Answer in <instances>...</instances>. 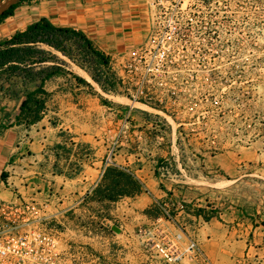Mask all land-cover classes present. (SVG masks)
I'll list each match as a JSON object with an SVG mask.
<instances>
[{
	"label": "crops",
	"instance_id": "0c3cea01",
	"mask_svg": "<svg viewBox=\"0 0 264 264\" xmlns=\"http://www.w3.org/2000/svg\"><path fill=\"white\" fill-rule=\"evenodd\" d=\"M151 2L152 0H53V17L51 13L43 12L28 21L27 26L46 16L58 26H70L83 31L99 49L114 59L146 40L151 24ZM38 13L35 10L32 16ZM85 71L75 65L72 73L66 72L47 81L45 87L49 96L46 112L41 120L29 128L15 121L23 97L5 101L3 109L10 113L11 124L0 128L2 194L11 196L17 192L39 200L51 196L53 211L59 216L63 207L60 205L75 206L85 200L101 180L107 165L114 163L132 171L145 186V191L140 195L111 202L113 212L121 218L122 229L125 227V231L131 232L143 219L153 223L156 218L148 216L145 209L155 202L167 201L174 204L183 201L188 207L206 206L210 199L209 193L199 187H192L187 180L194 178L196 174L200 178L205 171L213 172L218 166L228 168L232 166L231 159L228 156L218 158L217 155L194 152L182 161L188 166L192 164V175L185 177L184 184L160 178L156 173L157 165L168 155L175 157L176 150L172 148L166 152L158 147L161 143L158 139L160 136L156 139L146 137L145 141L142 139L143 134L136 136L139 125H143L144 129L157 128L145 116L138 119L133 117L129 128L123 131L120 113L122 107L117 103L106 104L100 100L101 104L98 103L96 111H92L89 106L86 107L87 111L79 107L87 100L97 99L92 98L89 91H84L85 84L76 77L78 75L90 81ZM61 80L69 81L72 87L68 91H54L60 86ZM72 141L74 144H71L72 152L69 154H64L57 146L69 147ZM82 145L86 146L83 150ZM109 156L111 162L105 164ZM74 161H81L83 169L75 177H69L66 173L74 165ZM3 172L8 174L7 180L3 179ZM180 220L189 223L185 229L198 238L215 264L264 261V245L253 242V235L259 236L263 241L264 231L254 222L253 217H247L239 210H220V214L209 221L180 210L176 216L178 224ZM182 264L195 263L185 260Z\"/></svg>",
	"mask_w": 264,
	"mask_h": 264
},
{
	"label": "rangeland",
	"instance_id": "374dc122",
	"mask_svg": "<svg viewBox=\"0 0 264 264\" xmlns=\"http://www.w3.org/2000/svg\"><path fill=\"white\" fill-rule=\"evenodd\" d=\"M184 7L193 16L195 29L191 33V41L201 45L202 54L195 65L199 81L195 84L190 81L184 90L198 92L193 93V101L184 102L179 117L195 121L169 125L154 122L157 128L149 129L139 125L136 136L143 134V141L146 137L156 139L160 136L158 139L162 144L158 147L166 152L177 148L181 161L194 152L217 155L218 158L228 156L232 166H218L213 172L205 171L200 178L196 174L187 182L209 193V202L204 207L218 211L217 216L220 210L227 208L239 210L247 217H253L264 231V0H185ZM35 10L41 12L32 16ZM43 12L51 13L53 17V0L24 1L1 23L0 40L24 29L28 21ZM71 87L69 81L61 80L54 91H68ZM84 91H89L92 98L97 99L81 103L79 107L83 110L89 106L96 111L98 103H105L99 84L88 81ZM204 91L212 92L208 101L203 96ZM118 99L127 102L125 98ZM118 99L114 103L122 107L121 113H124L126 106L120 105ZM137 105L146 107L142 103ZM132 116L138 119L144 117L145 112L134 108ZM69 147H72L71 143ZM62 151L64 154L72 152ZM73 166L69 171H73ZM174 204L165 201L159 216H162L164 207L177 216L180 210ZM154 205L146 208L145 213ZM60 206H63L62 212L53 224L61 231L64 246L79 250L84 247L90 255L97 253L100 247L116 248L119 256L114 259L106 252V264L114 261L117 264H166L155 253L143 248L138 229L142 225H150V221L141 220L130 232L125 231V227L122 229V220L113 212L111 202L87 197L75 206ZM179 224L184 228L189 226L184 220ZM253 238L254 243L264 245L259 236L253 235ZM263 262L255 260L241 264Z\"/></svg>",
	"mask_w": 264,
	"mask_h": 264
},
{
	"label": "built area",
	"instance_id": "2783aa9c",
	"mask_svg": "<svg viewBox=\"0 0 264 264\" xmlns=\"http://www.w3.org/2000/svg\"><path fill=\"white\" fill-rule=\"evenodd\" d=\"M184 5L185 0H152L146 40L110 58L108 78L99 86L102 95L112 103L116 98L127 100L126 103L118 101L126 106V111L120 112L123 131L129 128L134 108H141L145 117L161 125L195 121L179 117L184 102L193 101V93L198 92L184 90L190 81L192 84L199 81L195 65L202 54L201 45L191 41L195 26L193 16ZM204 92L208 101L212 92ZM175 154L160 161L156 173L162 179L184 184L185 177L191 175V167L182 163L177 148ZM110 156L105 164L111 162ZM174 205L177 210L203 217L195 214L197 206L188 207L183 201ZM57 218L51 196L39 200L17 192L5 196L0 191V264H106V252L114 259L119 256L114 247H100L97 253L90 255L84 247L79 250L64 246L61 231L53 224ZM138 230L143 248L166 264H182L185 260L213 264L198 238L179 225L167 207L162 216Z\"/></svg>",
	"mask_w": 264,
	"mask_h": 264
},
{
	"label": "trees",
	"instance_id": "16d2710c",
	"mask_svg": "<svg viewBox=\"0 0 264 264\" xmlns=\"http://www.w3.org/2000/svg\"><path fill=\"white\" fill-rule=\"evenodd\" d=\"M24 1L26 0H21L0 16V25L5 18L13 15L15 9ZM109 61L110 57L83 31L70 26H58L46 16L30 23L25 29L15 31L10 37L1 39L0 128L11 124L9 112L3 109L7 99L17 100L23 97L15 121L29 128L41 120L46 112L49 96L45 87L47 81L66 72L72 73L73 64H77L85 69L94 81L102 84L108 78ZM76 77L81 83L88 82L83 77ZM31 85L34 87L31 88ZM104 100L106 104L112 103ZM57 146L72 151V147L67 145ZM82 169V162L76 161L73 171L66 174L72 177ZM6 175V172L2 173L3 179ZM144 191L145 186L136 174L112 163L105 168L101 180L87 196L100 202H116L124 197H135ZM162 205V202H155L154 210L147 209L146 213L158 217ZM194 212L209 221L217 216L218 211L197 207Z\"/></svg>",
	"mask_w": 264,
	"mask_h": 264
},
{
	"label": "water",
	"instance_id": "95a60500",
	"mask_svg": "<svg viewBox=\"0 0 264 264\" xmlns=\"http://www.w3.org/2000/svg\"><path fill=\"white\" fill-rule=\"evenodd\" d=\"M20 1L21 0H0V16H2L8 9H10L13 5L19 3ZM117 99L118 98H116V100ZM148 109L155 111V109H151V108H148ZM217 184H221V183L217 182Z\"/></svg>",
	"mask_w": 264,
	"mask_h": 264
},
{
	"label": "bare ground",
	"instance_id": "6f19581e",
	"mask_svg": "<svg viewBox=\"0 0 264 264\" xmlns=\"http://www.w3.org/2000/svg\"><path fill=\"white\" fill-rule=\"evenodd\" d=\"M85 74L90 81H92L95 85L98 86V84L92 79V77L88 73L85 72Z\"/></svg>",
	"mask_w": 264,
	"mask_h": 264
}]
</instances>
